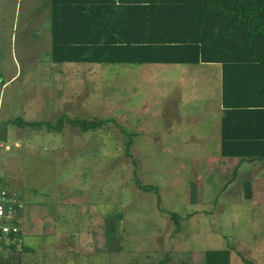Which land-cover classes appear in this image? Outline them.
<instances>
[{"label": "rangeland", "instance_id": "374dc122", "mask_svg": "<svg viewBox=\"0 0 264 264\" xmlns=\"http://www.w3.org/2000/svg\"><path fill=\"white\" fill-rule=\"evenodd\" d=\"M38 2L0 0V124H43L0 131V186L20 195L32 250L8 263L200 264L207 250H229L230 264H264V162L242 163L222 190L237 161L219 159L220 66L50 63V17ZM61 115L114 118L135 134L134 162L116 125L49 132Z\"/></svg>", "mask_w": 264, "mask_h": 264}, {"label": "trees", "instance_id": "16d2710c", "mask_svg": "<svg viewBox=\"0 0 264 264\" xmlns=\"http://www.w3.org/2000/svg\"><path fill=\"white\" fill-rule=\"evenodd\" d=\"M49 21V62L53 64L219 65V159L237 161L222 190L234 181L242 163L264 162V0H50ZM65 124L83 133L109 131L111 124L116 125L124 155L134 162L131 148L135 134L114 118L81 120L61 115L46 126L49 132L59 134ZM6 126L23 130L43 124L7 119L1 122L0 131ZM135 185L145 193H159L154 185L139 180ZM250 191L251 183H243L246 201L251 199ZM194 193H189L192 203ZM159 211L180 229L176 213ZM116 218L121 221V215ZM116 225L107 227L108 240L117 232ZM11 248L16 251L12 258L32 251L22 242L19 251L14 245ZM229 259V250H207L200 264H230ZM17 260L15 264H20L21 258ZM166 261L168 258L159 264Z\"/></svg>", "mask_w": 264, "mask_h": 264}, {"label": "built area", "instance_id": "2783aa9c", "mask_svg": "<svg viewBox=\"0 0 264 264\" xmlns=\"http://www.w3.org/2000/svg\"><path fill=\"white\" fill-rule=\"evenodd\" d=\"M19 196L14 190L0 186V263L8 261L15 254L11 246H16L19 251L22 242L20 218L23 205Z\"/></svg>", "mask_w": 264, "mask_h": 264}, {"label": "crops", "instance_id": "0c3cea01", "mask_svg": "<svg viewBox=\"0 0 264 264\" xmlns=\"http://www.w3.org/2000/svg\"><path fill=\"white\" fill-rule=\"evenodd\" d=\"M37 1H39L38 3H44V5H45V11H46V13L49 15V17H50V0H37ZM40 5H37V9L39 10V7ZM32 16V18L34 19V20H36L37 18H39L38 17V15H31ZM31 16H29V17H31ZM49 20H50V18H49ZM68 65H71V64H68ZM209 66V65H208ZM89 67V66H88ZM61 100L62 99H59L58 100V106H64V103L63 102H61ZM68 106V105H67ZM66 114V113H65ZM222 115V113H221V105H220V116ZM219 143H220V138H219ZM220 161H222V162H224V163H227V162H233V160H227V161H223V159H221ZM220 161H219V164H220ZM235 161V160H234Z\"/></svg>", "mask_w": 264, "mask_h": 264}]
</instances>
